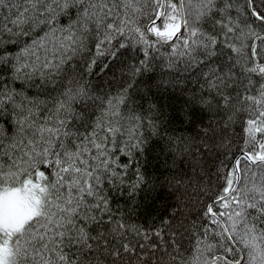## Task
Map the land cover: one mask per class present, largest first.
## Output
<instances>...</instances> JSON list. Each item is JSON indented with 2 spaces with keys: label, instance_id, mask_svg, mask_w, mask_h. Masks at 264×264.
Wrapping results in <instances>:
<instances>
[{
  "label": "snow or ice",
  "instance_id": "1",
  "mask_svg": "<svg viewBox=\"0 0 264 264\" xmlns=\"http://www.w3.org/2000/svg\"><path fill=\"white\" fill-rule=\"evenodd\" d=\"M0 264H264V0H0Z\"/></svg>",
  "mask_w": 264,
  "mask_h": 264
}]
</instances>
